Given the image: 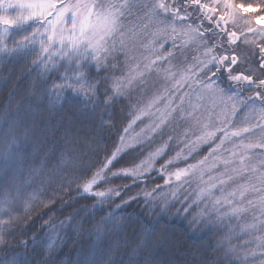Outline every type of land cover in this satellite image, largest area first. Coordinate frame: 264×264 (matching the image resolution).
<instances>
[{
  "label": "trees",
  "instance_id": "obj_1",
  "mask_svg": "<svg viewBox=\"0 0 264 264\" xmlns=\"http://www.w3.org/2000/svg\"><path fill=\"white\" fill-rule=\"evenodd\" d=\"M198 22L206 28L205 20ZM205 36L207 42L216 38L208 30ZM15 38V33L8 35L9 47ZM216 50L218 55L225 53L220 46ZM177 51L173 49V57L179 56ZM34 59L35 53L0 52V135L17 139L20 129L35 128L36 142L18 188L24 189L25 198L39 190L27 211L24 199L14 202L12 226L5 230L7 242L0 244V264L13 260L16 264H241L231 255L232 225L202 212L180 192L176 196L163 192V173L154 169L139 177L112 176L142 161L148 146L117 154L111 171L105 170V180L94 186L93 191L117 189L119 197L80 191L84 180L79 178L101 170L119 147L132 100L119 95L105 103L106 92L113 96L107 91L111 79L101 83L91 99L67 89L54 90L53 83L60 82L58 71L63 73L59 58L56 68L47 69L34 64ZM118 68L98 78L116 77ZM225 77L219 73L218 83ZM160 164L162 159L156 166ZM145 192L151 195L146 197ZM0 218L9 216L0 213Z\"/></svg>",
  "mask_w": 264,
  "mask_h": 264
},
{
  "label": "snow or ice",
  "instance_id": "obj_2",
  "mask_svg": "<svg viewBox=\"0 0 264 264\" xmlns=\"http://www.w3.org/2000/svg\"><path fill=\"white\" fill-rule=\"evenodd\" d=\"M57 3L58 0H0V52L25 55L35 53L36 59L33 63L43 64L45 69L49 65L56 68L55 58H59V68L63 69V73L59 77L60 82L53 83L54 90L67 89L91 99L98 93L99 85L111 79L112 87L107 91L112 92L113 96H108L106 92L104 100L108 103L114 96L121 95L123 89L132 85L134 81H142L145 75V72L140 70V61L137 60L126 77L105 76L101 81L98 78L99 74L109 73L117 68L121 64V56L124 58L123 62L128 64L136 59L134 53L138 46L156 53V45L159 43L160 49H163L164 43L161 41L166 42L167 39L173 41V49H182L193 41L205 44L203 58L194 57L195 63L182 68L178 79H176V72L170 69L164 70V78L173 80L174 90L180 91L181 86H185L189 91L175 97L167 95L169 90L166 88L167 110L160 115L158 122L149 127V131L151 133L162 131L170 119L176 118L174 117L176 113H179V119H191L195 122L193 127L199 128V134L194 140L189 139L185 145L189 155L200 144L215 140L218 133H222V137L220 143L210 150L209 156L213 160L211 164L207 163L209 156H205L196 164L168 173L165 183H171L174 179L179 187L189 182L188 177L195 176L199 182L198 200L207 197L212 206L211 210L216 211L220 216L241 217L251 212L252 222L244 224L243 230L252 234L264 233V160H261V170H258L255 165L246 164V160L251 159L249 153L252 149H264V136L254 142L245 143V138L253 133L254 128L264 132V125L236 127L231 126V121L228 119L235 114L238 103L247 106L249 101L252 104L256 101L260 102L262 106L259 109L260 117L264 119V43L248 39V35L251 34L264 41V27L254 26L264 22V15H262L264 0H260L259 3L213 0V4L203 3L202 0H64L59 7ZM189 8L200 10L209 23L214 22L215 27L227 35L229 45L239 47L241 36H244L245 45H255L260 55L254 66L240 69L241 62L247 58L242 57L235 48L218 55L216 49L220 45L214 43L207 46L203 23L195 27L187 23L190 19ZM129 17H135L139 23L134 24L128 19ZM238 18L248 25L246 31L240 33L229 31L228 25L231 23L235 26ZM178 23L183 26L178 28ZM150 25H156L155 30L151 32V39L147 43L138 44L139 37L149 34ZM10 33H15L17 37L12 40V47L8 46L7 38ZM178 36L183 37L179 44L176 42ZM37 44H39L38 52ZM173 55V51H168L164 55L156 54L154 59L148 56L143 57L148 61L143 66L144 70H151L158 62L170 60ZM249 63L252 62L249 61ZM223 71H227L229 81L236 85H246L248 86L246 90L254 91V95L248 96L246 100L227 96V101L231 102L230 111L224 100V90L216 85L217 74ZM193 96L196 102H193ZM177 98L179 104L173 107V102ZM205 98H213V100L219 98L223 103V119L218 118L220 126H216L210 120L203 121L197 115L202 106L200 102ZM162 99L164 95H154L146 108L140 110L141 114H146ZM186 100L187 109L184 106ZM157 111L159 112L160 109ZM234 139L239 140V143H234L231 149H226L229 155L224 157L220 154V150L226 141L232 142ZM121 147H123V138H121ZM166 147L167 143L157 148L140 165L113 172L112 176H142L150 170L154 158L161 155ZM120 151L121 148L118 147L104 167L91 177L79 178L84 180L79 190L100 198L111 199L113 194L119 197L120 192L117 189L110 188L105 191H93V189L105 180V170L111 171L109 165L117 159ZM180 156L181 153H177V158ZM184 158L187 159L186 156ZM168 163L171 164L172 161ZM218 164L224 166L223 171L214 172ZM249 172L255 174V183L252 177H247L244 183L236 184L230 190L224 187L238 178H244ZM218 186L220 195L216 196L213 190ZM16 192L15 197L0 199V213L9 216L7 220L0 218V244L7 242L5 230L12 226L14 218L11 217L10 212L14 210V202L24 199L27 211V206L39 195L38 189L33 190L26 198L23 197L24 189L17 188ZM249 194L256 195L249 198ZM144 195L147 197L151 193L145 192ZM48 203H52V200ZM5 205L9 209L7 212ZM225 206L227 210L220 212V209ZM256 240L259 242L258 247H264V235H257ZM11 264H16V261L13 260Z\"/></svg>",
  "mask_w": 264,
  "mask_h": 264
},
{
  "label": "rangeland",
  "instance_id": "obj_3",
  "mask_svg": "<svg viewBox=\"0 0 264 264\" xmlns=\"http://www.w3.org/2000/svg\"><path fill=\"white\" fill-rule=\"evenodd\" d=\"M202 2L213 4V0H202ZM62 3H64V0H58L57 7H59ZM188 11L190 13V19L187 21V23L192 24V26L195 27L196 25H194V20H196L198 25L200 24L198 21L205 20L206 28L203 30H205V32L208 30L216 35L214 41L207 42V46H211L214 43L217 44V41V45L220 44V48L223 49L224 52L226 50L230 51L231 49L235 48V50L240 53L242 57L247 58L241 62L239 66L240 69L254 66L255 61L259 59L260 55L259 49L255 45H245L243 43L244 36H241L240 38L239 47H236L235 45H229L227 35L224 32H221L220 29L216 28L214 22L209 23V21L204 18L200 10L189 8ZM262 15H264V13H262ZM245 18L247 19L251 17ZM128 19L133 21L134 24L139 23V21L135 20V17H129ZM182 26L183 25L179 23L177 24L178 28ZM254 26L257 28L264 27V22ZM247 27L248 25L244 24V21L238 18V22L235 26H233L231 23L228 25V30L237 31V33H240L241 31H246ZM155 28L156 25H150L149 34L139 37L138 44L147 43V41L151 39V32L154 31ZM182 39L183 37L178 36L176 42L179 44L181 43ZM248 39H255L257 43H264V41H262L259 37H255L251 34L248 35ZM161 42L164 43V48L160 49L158 43L156 45V53H151L150 49H144L138 46L134 53L136 59L131 60L128 64L123 62L124 58L121 56V64L118 66L119 75L117 74L116 77H126L129 74V71L136 64L137 60L140 61V70L145 72L142 81H134L132 85L124 88L121 94V96L132 100L133 108L131 110L130 121L125 127L121 137L123 138V147H121V139L119 141V147L121 148L120 152L134 146H148L146 156L142 160L145 161L149 158L151 153L156 151L157 148L167 143V147L165 148L164 152L154 158L150 168V170L157 169L160 173H163L164 179L166 181V179H168V173L175 172V170L178 168H185L190 164H196L205 156H209L210 150L214 148L216 144L220 143L222 133H218L215 140L207 144H200L196 150L189 155L188 149L185 147V145L189 139L194 140L199 134V128L193 127L195 122L191 119H179V113H176L174 114V117L176 118L170 119L169 122L163 127L162 131H158L157 133H151L149 131V127L155 122H158L160 115L167 110V95L179 97L183 92L189 91V89L185 86H181L180 91L174 90V82L172 79L164 78V70L170 69L171 71L176 72V79H178L180 70L182 68L187 67L189 64L195 63L193 59L194 57L199 56L203 58V52L205 48L204 43H198L196 41L190 42L182 49H176L178 50L177 53H179L178 57L172 56L170 60L160 61L157 63V65L151 68V70L145 71L143 66L144 64L148 63V61L144 60L143 57L148 56L150 59H154L156 54L164 55L168 51H173V41L171 39H167L166 42L162 40ZM249 61L252 63L250 64ZM121 65L123 67L122 69H120ZM223 72L226 73L223 83H218V79L216 77V85L218 88L224 90V100L227 102L228 110L230 111L231 102L227 101V96L239 97L241 100H246L248 96L254 95V91L246 90L248 87L246 85H236L229 81L227 79V71ZM58 75L61 76L62 71L59 70ZM217 75H219V73ZM257 75H259V73H257ZM166 88L169 90L167 95L165 94ZM157 94L164 95V99H162L155 107L148 110L146 114H141L140 110L146 108L151 98ZM192 100L193 102H196L195 96L192 97ZM200 103L202 106L199 108L197 115L200 116L203 121L210 120L216 126H220L218 118L223 119V103L221 100L219 98H215V100H213V98H205ZM176 104H179L178 98L174 100L172 106L174 107ZM184 106L187 109V100L185 101ZM261 107L262 106L259 101H256L255 104H252V102L249 101L247 106L238 103L235 114L228 117V119L231 121V126L240 127L251 126L255 124L264 125V119H261L259 112ZM157 109H160V111L158 112ZM20 131L21 136L17 139L12 138V136H9L8 134L0 135V199L14 197L12 193H16L15 191L18 188V184L20 183L21 174L24 172L25 164L27 163L28 158H31L30 148H32L36 142L35 139L37 131H35V128L33 129L27 126L25 129H20ZM12 133L13 132L11 131V134ZM261 136H264V132H261L259 128H254L253 133L245 138V143L259 140ZM169 137H171V139H169ZM234 143H239V140L234 139L232 142L226 141L220 150V154H222L224 157H227L229 153L225 150L231 149ZM8 146L10 147L8 148ZM177 153H181L180 158H177ZM185 156L187 159L184 158ZM249 156L251 159L246 160V164L255 165L258 170H261V160H264V149H252L249 153ZM160 159H162L164 164L162 166L160 164V167H157L156 163ZM170 160L172 161L171 164L168 163ZM142 161L136 165H140ZM212 162V157L209 156L207 163L211 164ZM236 164L238 165V159L236 160ZM133 167L134 166L130 167L129 169ZM223 168L224 166L222 164H218V167L214 170V172L223 171ZM254 176L255 174L251 172L246 173L244 178H238L224 187L230 190L232 187H235L236 184L244 183L247 177H252L253 182L255 183ZM206 178L207 173L205 174V179ZM187 179L189 182L183 183L179 187L178 182L173 179L171 183L166 184L163 192H166L171 196H176L180 192L185 198L196 203L202 212L220 216L219 213L211 210L212 206L207 197H203L199 200L197 199L199 184L197 178L195 176H190ZM173 192H175V195H173ZM213 194L216 196L220 195L219 186L217 189L213 190ZM254 195L256 194H249V198H252ZM188 196L190 198H188ZM226 210L227 209L225 206L224 208L220 209V212H224ZM220 217L222 221L232 225L233 228L230 232V240L233 243L231 255H234L241 264H264V247H258L259 242L256 240L257 235H264V233L252 234L243 230L244 224L252 222V213L249 212L241 217Z\"/></svg>",
  "mask_w": 264,
  "mask_h": 264
}]
</instances>
